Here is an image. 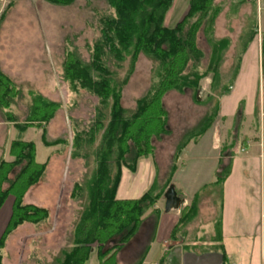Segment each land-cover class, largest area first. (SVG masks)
Listing matches in <instances>:
<instances>
[{"label": "trees", "instance_id": "16d2710c", "mask_svg": "<svg viewBox=\"0 0 264 264\" xmlns=\"http://www.w3.org/2000/svg\"><path fill=\"white\" fill-rule=\"evenodd\" d=\"M46 1L66 5L73 0ZM86 1H102L106 5L104 14L98 18L99 37L91 45H86L87 61L73 51L65 54L60 80L68 93L78 95L84 92L96 99L88 123L81 127L76 120H70L71 142L62 137L47 141L45 127L62 104L33 91L28 92L30 103L21 122L10 111L5 112L19 135L29 127H41L45 145L70 144L71 157L84 160L93 157L95 169L88 186L77 184L74 186L76 191L73 190L74 198H78L81 190L86 188L88 198L74 224L71 246L63 250L62 256L53 264H84L95 243L98 264H117L116 253L134 235L143 215L147 211L157 212L155 205L162 196V192H157L152 185L138 199L117 200L115 191L121 167L133 171L138 159L153 153V141L167 134V112L162 102L164 94L185 89L196 92L200 89V80L208 73H212L214 79L220 71L222 53L227 45V39L217 40L205 70L184 73L189 63L195 67L202 58L195 38L199 28L204 27L207 32L211 30L212 21L220 10L214 0H189L186 14L172 27L164 24V16L173 0ZM263 47L261 43V52ZM139 54L153 58L160 72L156 82L136 100L135 109L129 112L121 105L122 91L131 73V65ZM127 59L129 69L121 76L119 71ZM213 83L214 80L211 93L214 92ZM17 94L11 79L0 71V109L8 110ZM216 112L214 103L212 111L206 113L178 149L188 139L204 132ZM9 153L12 161L0 160V206L8 195H12L14 201L0 236V247L16 227L26 222L39 225L49 214L45 207L23 202L24 194L43 178L46 169V163L35 161L33 142L24 141L19 136L10 143ZM174 169L173 165L171 172ZM225 174L218 175V183Z\"/></svg>", "mask_w": 264, "mask_h": 264}, {"label": "rangeland", "instance_id": "374dc122", "mask_svg": "<svg viewBox=\"0 0 264 264\" xmlns=\"http://www.w3.org/2000/svg\"><path fill=\"white\" fill-rule=\"evenodd\" d=\"M188 1H172L164 16L166 26L172 27L183 18ZM219 1L217 0L221 5L215 1L220 10L212 23L219 16L220 26L223 23L233 24L228 32L231 34L229 38L235 40L240 27L245 24L250 28L253 20L251 17L246 18V23L238 18L225 17L222 20L220 13L223 7L226 9L227 17H235L241 0ZM263 1H259L261 8L264 7ZM256 6L257 4L252 10ZM105 8L106 5L102 1L73 0L66 5H57L46 0H0V43L9 44L8 52L0 51L2 56L0 65L3 73L11 79L18 90L9 106V111L17 121L21 122L25 118L30 103L28 92L33 91L39 94L50 92L47 93L48 97L62 104L60 115L56 114L50 122L46 136L48 139L62 137L71 142L70 120H76L81 127L88 123L93 115L96 99L84 92L78 95L68 93L60 80L61 63L65 54L70 51L77 53L83 61L88 60L86 45H91L99 37L98 18L104 14ZM256 27L254 37H257L260 44H264V23L262 22L261 29L258 30V25ZM206 30L204 27L199 28L195 38L197 46L202 49L207 48V42L213 41L207 39ZM233 33L236 36L232 35ZM229 41L232 42L231 39ZM237 46L239 50L242 45ZM234 53L233 50L228 52L227 60H223L221 64L228 63V59L234 58ZM11 54L15 61L9 56ZM129 65L130 61L127 59L119 75L123 76ZM131 66V73L123 87L121 97L122 107L129 112L135 109L136 100L143 97L156 82L160 72L158 63L145 54H139ZM204 66L205 63L202 61L195 67L189 63L184 73L192 70L203 72ZM229 69V66L221 65L219 68L220 72L221 70L229 72ZM240 71V78L230 89L226 83H213L216 93L224 91L217 99L220 109L226 114L253 111L258 100L264 105V47L263 52L258 51L255 40L249 42L241 54ZM199 85L200 89L196 92L192 89H185L182 93L171 90L172 92L168 91L162 97L172 132L175 124L177 129V135L173 134L174 137L171 136L170 140H164L167 150L173 138L181 134V130L186 131L202 118L205 111L208 113L213 109L216 102L215 94H212L214 97L208 96L211 93L209 88L211 83L200 80ZM202 103L205 105L200 107L199 104ZM70 105L72 107L69 109ZM8 135L11 138V131L6 137ZM26 135L28 140L35 143L38 162H44L56 148L60 151V154L55 152L50 156L44 177L29 188L28 202L32 199V203L46 207L49 214L43 223L39 225L22 223L5 238L0 247V264H53L57 257L62 256L63 250L70 248L74 224L79 219L88 198L86 188L79 191L78 198H74L73 190L76 191L74 186L77 184L88 186L95 165L93 157L88 160L71 157L70 144L44 146L40 138L41 133L35 128H29ZM155 143L156 139L152 143L154 150ZM96 249L95 243L84 264H98ZM115 261L119 264L117 253Z\"/></svg>", "mask_w": 264, "mask_h": 264}, {"label": "crops", "instance_id": "0c3cea01", "mask_svg": "<svg viewBox=\"0 0 264 264\" xmlns=\"http://www.w3.org/2000/svg\"><path fill=\"white\" fill-rule=\"evenodd\" d=\"M215 1L220 2L214 0V3ZM259 1H239V10L235 17H227L226 9L223 7L220 13L222 20L225 17L238 18L245 23L246 18L251 17L253 20L250 28L245 24L240 27L235 40L229 38L231 34L228 32L233 24L223 23L220 26L219 16L212 23L211 30L207 32V39L213 41L207 42L206 49L198 47L202 53L200 61L205 63L203 68L208 66L212 58L211 50L217 40H228L221 63L227 60L228 52L233 50L235 55L234 58L228 59V63L221 64V67L229 66V72L221 70L214 79L213 74L205 75L201 79L205 83L214 80L216 83H226L228 89L232 88L240 78L241 54L248 43L255 40L258 51L261 52V44L257 37H254L256 26L258 25L259 30L262 22L264 23V7H260ZM187 10L188 7L186 12ZM213 37L215 40L211 39ZM239 44L242 46L238 50ZM8 46L9 44L0 43V51L8 52ZM9 56L15 61L12 54ZM1 59L2 56L0 62ZM0 71L4 72L1 65ZM215 90L214 88L210 96L216 98L217 112L209 126L198 137L188 139L181 149H178L183 139L199 125L207 111L193 126L186 131L181 130V134L173 138L167 150L164 140H170L171 136L174 137L177 133L176 124L174 133L172 132L167 115L168 132L156 139L153 153L138 159L133 171L122 167L115 191L117 200L138 199L152 185L157 192H162V196L155 206L157 212L147 211L134 235L117 252L119 264H264V105L258 100L253 111L226 114L220 109L217 99L223 92L216 93ZM47 93L40 94L51 101H56L48 97L50 92ZM199 105L201 107L205 104ZM6 111L9 109H0V160L8 162L13 160L9 147L17 137L31 141L26 135L29 128L40 131L44 146H58L45 145L41 127H29L19 135L14 122L5 116ZM60 111L62 107L55 115ZM54 117L45 127L46 136ZM10 131L11 138L9 135L6 137ZM56 138L46 137V140L53 141ZM33 144L35 147L34 142ZM58 149L52 151L44 162H38L35 147V161L46 163L47 168L50 156L55 152L60 154ZM173 165L175 169L171 172ZM222 173L226 174L218 183L217 177ZM170 184L174 186L183 203L179 209L165 212L163 193ZM29 193L30 189L24 194L23 202L37 205L31 202L32 199L28 202ZM13 201V196L8 195L0 206V236L10 217Z\"/></svg>", "mask_w": 264, "mask_h": 264}, {"label": "water", "instance_id": "95a60500", "mask_svg": "<svg viewBox=\"0 0 264 264\" xmlns=\"http://www.w3.org/2000/svg\"><path fill=\"white\" fill-rule=\"evenodd\" d=\"M163 198L165 212H168L171 209L177 210L183 203V200L178 196L172 184H170L163 193Z\"/></svg>", "mask_w": 264, "mask_h": 264}]
</instances>
